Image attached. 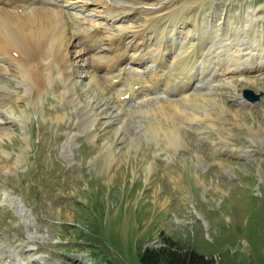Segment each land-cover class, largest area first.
<instances>
[{"label":"rangeland","instance_id":"rangeland-1","mask_svg":"<svg viewBox=\"0 0 264 264\" xmlns=\"http://www.w3.org/2000/svg\"><path fill=\"white\" fill-rule=\"evenodd\" d=\"M119 1L134 10L108 31L125 29V42L144 48L132 34L156 24L162 47L175 42L168 67L207 36L186 93L206 101L182 107L200 117L172 111L175 128L164 107L154 109L162 105L156 97L168 96L162 88L143 97L148 105L125 86L120 99L94 89L92 58L78 57L79 47L69 54L71 76L52 66L46 88L2 62L0 85L12 98L0 103V264H139V253L164 234L217 264H262L264 0ZM94 5L83 9L88 17L99 16ZM151 62L134 65L144 73ZM246 88L259 99L245 97ZM157 118L169 128L157 133ZM174 128L176 136L166 134Z\"/></svg>","mask_w":264,"mask_h":264},{"label":"bare ground","instance_id":"bare-ground-1","mask_svg":"<svg viewBox=\"0 0 264 264\" xmlns=\"http://www.w3.org/2000/svg\"><path fill=\"white\" fill-rule=\"evenodd\" d=\"M92 4H95L94 6H98V8L99 6L102 7H100V11H97V13L99 12L98 17H91L90 14L88 17V14H85L83 10ZM79 6L82 7L80 9V11L83 10L82 13L74 11ZM77 10L79 9L77 8ZM133 10L134 7H130L124 1L119 0H0V71L5 69L3 66L4 61L9 62L12 64V71L19 73L37 87L46 88L55 79L51 70L52 66H58L59 70L64 71L66 78L71 76L72 65L70 64L71 61L69 62V54L72 48L79 47V50L76 51V54L79 53L78 57H81L85 62H87V59L91 60L92 58L90 61V63L93 62L91 63L92 71L88 72L90 73V81L95 86H93L94 89L114 93L115 98H119L120 94H125V92H122L123 86H125L128 88V92L130 91V96L138 99L142 97L140 102L148 105L149 102L143 97L162 88L168 96L156 97L162 105L157 103L158 105H155L154 109L159 110L160 107H164V116L173 119L172 122L175 128H178L179 124L175 118L170 116L173 112L182 118L184 116L191 120L199 118L200 116H195L193 113L184 115L185 109L182 107L187 103L197 107L203 105L206 101L205 98L200 96L190 97L186 93L192 81L197 78L196 71H199L196 69L195 64L200 60L204 42L208 39L207 36H201L197 48L184 47L185 50L175 55L172 58L171 66L168 67L167 58L172 54L171 50L175 46V42L172 40L173 43L169 44L166 41L164 44L168 43L167 46L162 47L163 37H165L164 30L159 32L156 24H150L147 28L149 32L147 31L146 35L144 34L146 33L145 30L142 33L134 32L132 34L136 38L140 36L142 42L146 40L144 48H141L142 45L138 46L139 41H134L135 44L126 43L124 40L127 35L125 29L118 28L119 30L116 33L108 31L109 27L115 26V23ZM177 14L172 12L166 18L173 22ZM102 15L103 18L100 17ZM100 18L102 19L100 20ZM203 32L207 33V30L204 29ZM104 44L108 50L105 53L99 49ZM148 59L152 62L145 66L144 73L138 69L139 67H135L134 64H142ZM128 62H133V64L128 66ZM208 65V63H205L204 66L207 68ZM98 70L106 71L108 75L101 77ZM105 81L111 85L109 90L103 86ZM117 87L120 90L118 93L113 91ZM7 91L9 90L6 89V86L0 85V103L5 98L11 100L12 93L10 94ZM172 94L182 95L183 102L180 101V104L175 103L176 101L174 102L169 98ZM92 104L94 103L84 106V109L87 110L90 106L92 107ZM165 105L169 107L165 108ZM148 110L146 109V111ZM120 121L122 122L119 125L122 128L126 124L123 125L122 119ZM160 121L161 118H157V120H154L155 123H151L157 133L158 130L161 132V130L169 128L168 123L166 124L167 127H164L165 124L160 123ZM175 128L165 130L166 134L174 136L176 134Z\"/></svg>","mask_w":264,"mask_h":264},{"label":"trees","instance_id":"trees-1","mask_svg":"<svg viewBox=\"0 0 264 264\" xmlns=\"http://www.w3.org/2000/svg\"><path fill=\"white\" fill-rule=\"evenodd\" d=\"M139 255V264H217L213 257L195 247L181 245L168 234L163 235L159 245L148 246Z\"/></svg>","mask_w":264,"mask_h":264},{"label":"water","instance_id":"water-1","mask_svg":"<svg viewBox=\"0 0 264 264\" xmlns=\"http://www.w3.org/2000/svg\"><path fill=\"white\" fill-rule=\"evenodd\" d=\"M244 95L251 99L252 101L259 99L260 94L256 93L253 89L251 88H246L244 89Z\"/></svg>","mask_w":264,"mask_h":264}]
</instances>
